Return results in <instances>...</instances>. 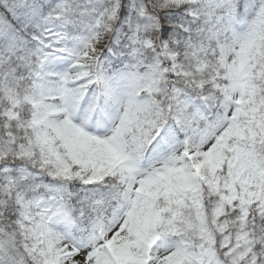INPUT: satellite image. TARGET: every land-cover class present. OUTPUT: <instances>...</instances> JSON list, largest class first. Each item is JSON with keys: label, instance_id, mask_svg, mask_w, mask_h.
<instances>
[{"label": "snow or ice", "instance_id": "1", "mask_svg": "<svg viewBox=\"0 0 264 264\" xmlns=\"http://www.w3.org/2000/svg\"><path fill=\"white\" fill-rule=\"evenodd\" d=\"M0 264H264V0H0Z\"/></svg>", "mask_w": 264, "mask_h": 264}]
</instances>
